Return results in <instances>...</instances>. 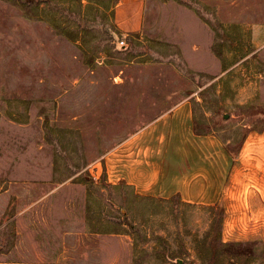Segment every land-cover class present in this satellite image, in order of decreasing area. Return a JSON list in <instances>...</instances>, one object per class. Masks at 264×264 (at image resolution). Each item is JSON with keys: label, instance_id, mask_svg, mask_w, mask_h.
Wrapping results in <instances>:
<instances>
[{"label": "rangeland", "instance_id": "1", "mask_svg": "<svg viewBox=\"0 0 264 264\" xmlns=\"http://www.w3.org/2000/svg\"><path fill=\"white\" fill-rule=\"evenodd\" d=\"M118 1L0 0V264L15 253L23 184L44 183L50 169L54 184L92 189L105 226L126 225L135 252L210 264L216 211L185 207L178 222L158 208L146 232L118 204L130 193L114 195L102 159L186 100L198 128L232 150L262 129L264 0H148L142 29L130 35L118 28ZM217 248L219 264H264V240Z\"/></svg>", "mask_w": 264, "mask_h": 264}, {"label": "crops", "instance_id": "2", "mask_svg": "<svg viewBox=\"0 0 264 264\" xmlns=\"http://www.w3.org/2000/svg\"><path fill=\"white\" fill-rule=\"evenodd\" d=\"M147 4L118 1L115 15L123 34L140 32ZM256 30L264 32V23L256 24ZM102 166L114 195L125 197L129 191V199L118 204L134 212L138 223L133 225H146V232L153 218L162 216L158 208L166 207L178 222L185 207L207 209L210 215L221 209L225 244L264 240V125L249 132L234 153L216 133L198 128L194 107L186 100L114 146ZM47 175L44 183L23 184L26 195L15 200L22 208L16 216L15 253H6L3 264H185L162 256L149 260L153 255L135 252L126 225L111 220L105 226L104 207L92 189L52 183L53 169ZM210 219L213 225L214 216Z\"/></svg>", "mask_w": 264, "mask_h": 264}, {"label": "trees", "instance_id": "3", "mask_svg": "<svg viewBox=\"0 0 264 264\" xmlns=\"http://www.w3.org/2000/svg\"><path fill=\"white\" fill-rule=\"evenodd\" d=\"M202 131L205 133H210V131H205V130H202ZM241 145H242V143L232 151L234 153H237L239 151ZM213 211L214 212L216 211L218 213V220H219L218 222H219L220 227H221L220 230H222L223 211L221 209H213ZM221 242L223 244L221 235H220V237L213 238V240H211L209 242V244L207 246V247H209L208 248L209 255L208 256L206 255V256H207V259L210 262V264H219L218 259H220L222 257V253L221 254L219 253V250L217 247H219L221 245ZM237 246H242V245H237ZM185 264H186V262H185Z\"/></svg>", "mask_w": 264, "mask_h": 264}, {"label": "built area", "instance_id": "4", "mask_svg": "<svg viewBox=\"0 0 264 264\" xmlns=\"http://www.w3.org/2000/svg\"><path fill=\"white\" fill-rule=\"evenodd\" d=\"M121 44H122V45H125V42H124V41H122V42H121Z\"/></svg>", "mask_w": 264, "mask_h": 264}]
</instances>
